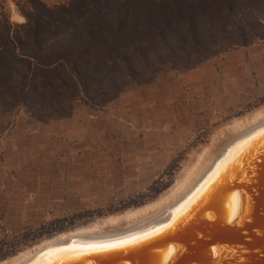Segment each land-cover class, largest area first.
I'll use <instances>...</instances> for the list:
<instances>
[{
    "label": "rangeland",
    "instance_id": "374dc122",
    "mask_svg": "<svg viewBox=\"0 0 264 264\" xmlns=\"http://www.w3.org/2000/svg\"><path fill=\"white\" fill-rule=\"evenodd\" d=\"M31 1L17 0L19 22L0 0V20L26 22ZM76 103L89 112L71 123L0 114V251L13 252L0 264L174 191L223 129L264 108V40L132 84L101 109ZM20 118L30 135H9Z\"/></svg>",
    "mask_w": 264,
    "mask_h": 264
},
{
    "label": "trees",
    "instance_id": "16d2710c",
    "mask_svg": "<svg viewBox=\"0 0 264 264\" xmlns=\"http://www.w3.org/2000/svg\"><path fill=\"white\" fill-rule=\"evenodd\" d=\"M31 3L26 22L0 20V114L24 109L44 123L264 40V0Z\"/></svg>",
    "mask_w": 264,
    "mask_h": 264
},
{
    "label": "water",
    "instance_id": "95a60500",
    "mask_svg": "<svg viewBox=\"0 0 264 264\" xmlns=\"http://www.w3.org/2000/svg\"><path fill=\"white\" fill-rule=\"evenodd\" d=\"M75 231L22 264H264V123L230 142L161 222L97 240L73 241Z\"/></svg>",
    "mask_w": 264,
    "mask_h": 264
},
{
    "label": "bare ground",
    "instance_id": "6f19581e",
    "mask_svg": "<svg viewBox=\"0 0 264 264\" xmlns=\"http://www.w3.org/2000/svg\"><path fill=\"white\" fill-rule=\"evenodd\" d=\"M262 123H264V108L252 115L244 117L236 123H233L228 130L223 129L219 136L214 139L212 144L205 149L203 156L190 171L186 179L166 197L152 205L133 212L110 217L108 220H105L104 223H95L86 228L76 230L72 234H75V236L78 237L77 239L74 238L73 241L109 238L118 236L123 232H128L127 234H129L161 222L173 209L188 198L196 186L201 184L203 179L213 169L217 158L224 152L230 142ZM63 235L64 234H62V237ZM50 243H52V240H47L43 244L36 247L35 250L24 252L14 259L5 261L1 264H22L29 257H31L34 251ZM50 247L51 246L49 245L46 249H49Z\"/></svg>",
    "mask_w": 264,
    "mask_h": 264
},
{
    "label": "crops",
    "instance_id": "0c3cea01",
    "mask_svg": "<svg viewBox=\"0 0 264 264\" xmlns=\"http://www.w3.org/2000/svg\"><path fill=\"white\" fill-rule=\"evenodd\" d=\"M6 5L8 6H12V12L14 13L15 17H16V20L19 21V22H23L25 19L24 17L20 14L17 6H16V3H17V0H3ZM48 4H51V3H57V2H60V1H65V0H42ZM81 111H85L86 113L89 112V110H87L85 107H82L81 105L75 103V108H74V112L72 114V116L70 118H68L66 120L67 123H71V122H76L79 120V117H80V112ZM64 120H60L59 122H63ZM65 122V121H64ZM51 125V123H48V124H40L38 125L39 127L35 130L37 132V134L39 132H44L45 131V126L47 125ZM60 124H65V123H60ZM24 131V133H26V135H30L29 134V131H28V123H27V120L24 119V118H20L18 119V121L16 122V124L14 125V127L10 130V134L9 135H14L16 132L18 131Z\"/></svg>",
    "mask_w": 264,
    "mask_h": 264
}]
</instances>
